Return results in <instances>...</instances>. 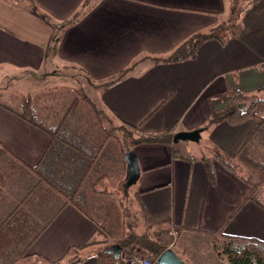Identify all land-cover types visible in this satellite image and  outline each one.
I'll return each instance as SVG.
<instances>
[{"label": "crops", "instance_id": "1", "mask_svg": "<svg viewBox=\"0 0 264 264\" xmlns=\"http://www.w3.org/2000/svg\"><path fill=\"white\" fill-rule=\"evenodd\" d=\"M83 2L0 0V85L25 76L51 78L58 71L70 72V67L82 69L95 83L104 82L137 60L167 56L193 35L226 22L231 13V0H94L77 23L56 30ZM54 36L58 42L53 48ZM227 89L263 96L264 0L245 7L237 35L223 44L204 41L195 58L148 64L101 94L118 120L139 127L142 134L202 130L196 143L139 144L132 149L140 173L132 185L138 187L146 224L165 223L164 230L178 245L175 253L184 257L193 243L197 253L207 252L210 236L224 224L227 236L264 242V209L245 201L250 187L242 178L251 172L236 161L255 121L208 125L210 100ZM48 144L45 133L0 107V145L35 165ZM215 151L236 164V174L213 158ZM205 158L211 161L214 181L206 173ZM258 198L264 205V186ZM103 234L66 206L27 254L54 264L74 257V248ZM72 264L99 263L94 254Z\"/></svg>", "mask_w": 264, "mask_h": 264}, {"label": "trees", "instance_id": "2", "mask_svg": "<svg viewBox=\"0 0 264 264\" xmlns=\"http://www.w3.org/2000/svg\"><path fill=\"white\" fill-rule=\"evenodd\" d=\"M93 1L84 0L69 20L59 26L51 25L59 30L77 23ZM254 1L257 0H231V13L223 24L193 35L165 57L148 62L146 58L137 60L104 82L95 83L82 69L70 67V78L77 87L72 90L74 95L67 104L45 102L44 99L42 104H37L30 95H21L14 106L0 103V107L49 137V144L35 165L26 164L0 145V264H21L31 259L27 254L29 248L66 206L74 207L102 233L115 239L101 223L103 210L110 204L101 206L99 199L109 195V192L98 189V186L118 167L121 179H126L124 156L134 146L169 144L174 134L172 131L142 134L139 127L118 120L102 100L97 107L96 100L91 96L97 92L102 94L148 64H170L193 59L197 47L204 41L215 39L223 44L227 37L237 35L238 16ZM241 5L244 7L240 8ZM44 18L50 23L49 19ZM57 42L58 37L54 36L53 48ZM209 103V126L220 122L238 126L248 120L255 121L254 128L238 151L236 161L251 172L242 178L250 187L245 201H253L264 209L263 201L258 198V190L264 186V99L248 96L240 90L227 89ZM213 158L236 174V164L219 151L214 152ZM203 163L208 178L214 181L210 159L205 158ZM142 210L143 217H146L145 210ZM131 225L134 226V223ZM224 225L210 237L213 249L225 255L228 264H264L263 241L227 236L223 233ZM131 229L133 227L129 231ZM94 241L87 246L74 248V254L93 246ZM170 242L168 230L157 229L140 234L131 230L114 240L107 251H99L96 257L99 264H125L122 255L128 254H139L155 260L168 249ZM117 252L118 256H115ZM35 259L49 264L45 259ZM81 259L75 255L54 264H72Z\"/></svg>", "mask_w": 264, "mask_h": 264}, {"label": "rangeland", "instance_id": "3", "mask_svg": "<svg viewBox=\"0 0 264 264\" xmlns=\"http://www.w3.org/2000/svg\"><path fill=\"white\" fill-rule=\"evenodd\" d=\"M231 5V4H230ZM243 5L240 6V8ZM244 7V6H243ZM239 15V14H238ZM230 16V15H228ZM239 18V16H238ZM56 73V72H54ZM70 72H57L53 77L44 76H25V79L17 80L15 79L12 83H4L0 85V88L7 87L8 85H12L11 88L0 91V103L14 106V104L19 101L21 95H30L33 100L37 104H42L44 101L56 102L60 103V105L67 104L70 98L73 97L74 93L73 89L77 87L76 82L70 78ZM19 79V78H18ZM16 83V84H15ZM263 96H258L260 99H264V92H261ZM91 94H89L90 96ZM50 98V99H49ZM93 100H96L97 107L100 106L102 97L100 92H97L91 96ZM69 100V101H68ZM66 102V103H64ZM16 105V104H15ZM120 168L112 171L108 178H105L98 189H104L109 192V195L102 196L99 199V204L101 206H110L106 207L104 214L101 216V223L104 224L111 234H113L114 238L103 234V236L98 237L96 239L95 244L90 246L86 251H78L75 255L80 258H84L89 255H97L99 251L106 250L110 248L112 244H114V240L119 239L126 232L129 233L131 230L135 233H144L148 231H153L155 229H165V223H158L156 226L152 227L146 224L145 218L143 217L144 206L142 205V201L140 200V194L137 185H127L125 179H121ZM134 223V226L131 225ZM129 224V225H128ZM138 224V225H137ZM133 227V229H130ZM103 242V243H96ZM173 244L172 250L176 251L178 245H175V241L170 242ZM169 244V248H170ZM195 247V243H193ZM193 249L191 252H188L185 255L176 254L182 261L186 264H194V261H201L202 264H228V261L223 254H219L213 249V240L209 241V249L207 252L202 251L197 253L195 248L191 246ZM212 247V248H211ZM74 255V256H75ZM196 258H191L194 257ZM122 258L125 260L126 255H122ZM200 260H199V259ZM194 259V260H193ZM125 262V261H124ZM21 264H44L41 260L37 259H28Z\"/></svg>", "mask_w": 264, "mask_h": 264}, {"label": "water", "instance_id": "4", "mask_svg": "<svg viewBox=\"0 0 264 264\" xmlns=\"http://www.w3.org/2000/svg\"><path fill=\"white\" fill-rule=\"evenodd\" d=\"M202 133V130H194L190 132H177L173 136V143L176 144L178 142H192L196 143L200 139V134ZM124 160L127 165V170L129 177L126 180V184H135L140 173L137 165L136 158L134 156V152H129L124 156ZM117 252L115 256H118ZM157 264H186L184 261H182L172 249H166L162 254H160L156 260Z\"/></svg>", "mask_w": 264, "mask_h": 264}, {"label": "built area", "instance_id": "5", "mask_svg": "<svg viewBox=\"0 0 264 264\" xmlns=\"http://www.w3.org/2000/svg\"><path fill=\"white\" fill-rule=\"evenodd\" d=\"M174 243L170 244V249ZM157 259L153 260L148 257H144L139 254H128L126 255L125 264H157Z\"/></svg>", "mask_w": 264, "mask_h": 264}]
</instances>
